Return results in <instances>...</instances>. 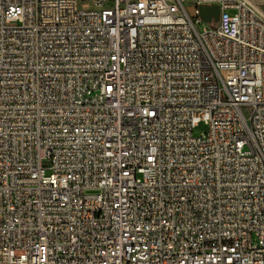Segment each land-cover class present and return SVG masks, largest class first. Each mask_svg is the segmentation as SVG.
<instances>
[{
	"label": "built area",
	"instance_id": "built-area-1",
	"mask_svg": "<svg viewBox=\"0 0 264 264\" xmlns=\"http://www.w3.org/2000/svg\"><path fill=\"white\" fill-rule=\"evenodd\" d=\"M0 264H264L251 0H0Z\"/></svg>",
	"mask_w": 264,
	"mask_h": 264
},
{
	"label": "water",
	"instance_id": "water-1",
	"mask_svg": "<svg viewBox=\"0 0 264 264\" xmlns=\"http://www.w3.org/2000/svg\"><path fill=\"white\" fill-rule=\"evenodd\" d=\"M189 10L192 14L195 12V7L193 5L189 6ZM220 12V7L218 5H212V6H202L201 7V14L202 17L210 21L212 23H216L218 21Z\"/></svg>",
	"mask_w": 264,
	"mask_h": 264
},
{
	"label": "rangeland",
	"instance_id": "rangeland-1",
	"mask_svg": "<svg viewBox=\"0 0 264 264\" xmlns=\"http://www.w3.org/2000/svg\"><path fill=\"white\" fill-rule=\"evenodd\" d=\"M187 2H192V0H186ZM259 9V11L264 15V0H251ZM204 27H211L210 24L208 22H201L200 24H198V28L200 30H203ZM206 127L204 124L199 125L197 128H195L194 130V134L195 135H199L202 131H205ZM44 165L45 166H49V162L48 161H44ZM47 172L50 173V170L47 169Z\"/></svg>",
	"mask_w": 264,
	"mask_h": 264
}]
</instances>
